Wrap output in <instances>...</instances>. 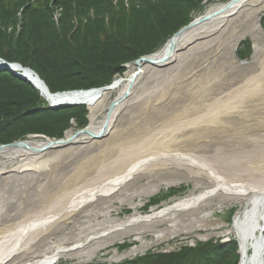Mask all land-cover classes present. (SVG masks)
I'll return each mask as SVG.
<instances>
[{
	"label": "bare ground",
	"instance_id": "obj_1",
	"mask_svg": "<svg viewBox=\"0 0 264 264\" xmlns=\"http://www.w3.org/2000/svg\"><path fill=\"white\" fill-rule=\"evenodd\" d=\"M263 14L264 0H237L229 6H211L183 33L173 51L162 48L150 57L155 62L142 61L140 74L132 84L130 81L135 72L130 70L102 91L56 96L40 86L43 96L54 105L86 102L91 111L88 129L94 133H98L104 124H96L95 118L113 92L119 90L117 97L120 101L111 115L108 130L98 138L99 145L91 148L93 151L97 149L92 163L93 167H98L97 179H88L84 176V167H78L84 163V158L88 159L89 146L94 142L87 134L72 137L73 130L67 132L65 142L43 153L32 150L45 145L34 138L28 140L31 149L7 147L0 152V264H60L62 259L68 258L87 263L102 248L126 240L139 242L123 254L115 251L110 259L116 260L135 256L184 230L196 234L192 238L207 239L214 234L211 230L207 232L212 227L210 217L215 211L236 204L240 208L233 224L216 235L233 233L238 237L241 264H264L260 237L264 232V164L239 165L241 153L251 154L253 149L232 141L225 144L228 159L237 163H233L234 167L238 166L234 173L246 176L245 180L239 179L235 183L225 179L232 173L225 171L218 161L213 162L204 154L194 155L186 147H177L186 140L188 120L185 117L164 115L162 126L151 135L127 107L133 103L132 98L141 84L160 72H170L195 56L204 53L217 56L226 52L229 54L227 61H232L236 68L234 54L241 40L248 36L255 44L253 59L237 63V66L238 69L252 70L264 51V33L258 24ZM165 56L168 58L163 60ZM25 74L36 80L35 74L28 71ZM129 87L130 92L125 95ZM255 89H264V79L255 83ZM243 97H250V94ZM228 108L226 105L220 112ZM249 110L243 109L241 115ZM157 117L160 120L161 117ZM145 121L149 123L147 119ZM126 128V131L130 128L134 131L131 136L125 135L128 138L125 141L118 136ZM195 141L198 142L195 146L200 149L202 141ZM80 144H84L81 155H76L77 152L62 156L71 150L76 152ZM154 144L163 146L154 148ZM61 160L67 162L66 167L61 168ZM49 161H54L55 167ZM229 169L233 172V168ZM143 176L148 180L138 182ZM211 179L212 186L198 192L193 189L185 196L165 203L161 210L154 208L150 215L138 211L146 199L162 188L188 181L198 186ZM116 201L127 203L134 213L114 215L113 211L119 208ZM199 229L206 233L200 234ZM145 234L152 235V240L146 239Z\"/></svg>",
	"mask_w": 264,
	"mask_h": 264
},
{
	"label": "trees",
	"instance_id": "obj_2",
	"mask_svg": "<svg viewBox=\"0 0 264 264\" xmlns=\"http://www.w3.org/2000/svg\"><path fill=\"white\" fill-rule=\"evenodd\" d=\"M0 0V57L34 69L52 92L110 84L125 64L159 49L204 7V0ZM61 10L56 26L53 12ZM23 10L17 37L18 14ZM15 28L7 32V28ZM264 27V16L262 17ZM252 42H242L238 57L249 59ZM85 105L51 108L28 81L0 69V144L31 133L60 138L73 126L88 124ZM188 187L171 188L150 205ZM147 205V208L150 206ZM236 208L227 214L231 220ZM129 212V210H127ZM120 249L130 247L126 242ZM237 240L199 242L170 253L152 251L109 264H238Z\"/></svg>",
	"mask_w": 264,
	"mask_h": 264
},
{
	"label": "rangeland",
	"instance_id": "obj_3",
	"mask_svg": "<svg viewBox=\"0 0 264 264\" xmlns=\"http://www.w3.org/2000/svg\"><path fill=\"white\" fill-rule=\"evenodd\" d=\"M116 1L117 0H115V2ZM218 4H222L221 0H210L205 6V9H203V11L196 16L205 13L211 6ZM18 17L19 20L21 17L23 18L22 10L21 13L19 12ZM0 26L2 28V22H0ZM14 28L15 26L13 25V27H9L6 30L7 32H12ZM227 57H229V54H226V52L221 54L218 53L217 56L214 54L204 53L203 55L187 59L170 72H160L164 75H159L160 79L156 78L155 80L150 81L147 84L146 89L143 91L142 89L144 87H140L138 91H142L143 96L138 98L137 101L133 100V103L127 107L134 116L139 118V121L144 124L143 127H145L146 131H148L151 135H153L154 131L160 129L159 127L162 126L161 122L169 114L170 115L168 117H171L172 115H178V118L180 119L185 117L188 120L184 136L186 140L184 143L178 144L177 147H186V149L191 150L194 155L204 154L207 155L213 162L218 161L225 171H230V173H232L231 175H227L225 179L235 182L239 179L240 181L245 180L246 176L234 173L238 166L234 167L233 163H237L230 161L226 155L228 149H225V144L228 142L232 141L234 144L238 143L241 147L249 145L253 149L251 154L246 153L248 156H246L245 152L241 153L239 165L246 167L247 165L251 166L253 164L256 166L258 163L264 164V89H255V83L264 79V51L252 70L236 69L233 66L232 61H227ZM250 61L251 59L244 62ZM130 66L132 70H138L137 67L133 65ZM221 66H223V68H221ZM246 93H249L250 97H243ZM118 94L119 90L113 92L107 99L105 108H103L95 118L96 124H102L104 122L108 107L111 101L116 98ZM226 105L229 106L227 109L228 111L225 110V113L220 112V110L222 111ZM246 108H249L250 110L246 114L241 115V111ZM158 115L161 117L159 118L160 120H157ZM164 115L166 117H164ZM220 115L222 116L219 117ZM219 118L221 121H219ZM145 119H147L149 123H146ZM208 119L211 121L208 122ZM207 123H210L209 126H206ZM228 129L231 132H228ZM72 130L73 133L76 132L75 127H73ZM126 130L127 128L124 129V131H122V133L118 136L119 138H123L125 141L128 140L125 135L129 134L131 136L134 128H130L129 131ZM157 139L159 138L157 137ZM36 140L41 141L40 138ZM148 140H151V138ZM195 140L202 141L200 149L197 148L198 146H195L198 143ZM92 141L94 143L89 146L90 154L88 159L84 158L82 160L84 163L78 167H84V176L88 179H97L95 172L98 170V167H93L92 164L95 161L94 158L96 157H94V154H96L97 149L93 151L91 148L93 149L94 147H97L100 139H92ZM155 143H157V140ZM255 144H257L256 147ZM82 145L84 144H80L78 146L79 149L82 148ZM153 146L156 148L162 147L163 145L154 144ZM83 149L76 152L71 150L70 152L62 154V156L66 157L70 153L76 154L77 152L79 153L76 155H81L83 153ZM53 162L49 161L50 165L52 164V166L55 167ZM60 164H62L61 168L67 166V162L64 160H61ZM229 168H233V172ZM8 171H10V169ZM49 177L50 176H48V178ZM147 180V177L143 176L138 179V182H145ZM182 185H186L188 187L187 190L178 194L179 196L168 199L166 202H171L174 199L185 196L193 189H197L198 192L199 190L205 189L207 186L210 187L213 185V180H208L205 184L200 183L198 186H196L192 181L183 182L180 186ZM180 186L173 185L169 189L162 188L159 194L167 192L171 188H178ZM56 188L57 186H55V189ZM152 197L146 199L145 203L138 208V211H140L143 215L150 214L152 212L153 208H147V205H150L149 201H151L150 199ZM116 205L119 208L117 211H113L114 215H117L118 213L120 216H125L127 214L126 210L129 209L128 204L116 201ZM233 207L240 206L236 204L222 211H215L212 217H210V226L212 227L208 228L207 232L208 230H211L214 234H211L209 239L214 240L217 237L219 239L227 237L235 239V235L233 233L216 235L231 226V224L227 225V214H229ZM159 208H162V206L160 205ZM130 210L133 211V209ZM194 231L195 230L192 232ZM188 232L190 231L184 230L182 233H178L179 235L176 234L177 236L172 235V237L174 236L173 238L170 237L171 239L168 238V240H162L161 242L152 245L148 250L124 259L135 258L138 255L150 250H152V252H158L165 251L166 249H176V242L180 241L181 237H186L188 239L183 240L186 244L191 240L192 236L196 235L193 233L189 234ZM197 232L202 234L206 233L203 229H199ZM145 235L146 239L152 240V235ZM131 243L138 244L139 242L132 240ZM118 245L120 244L116 243L106 248H102L98 251V254H96V257H94L91 262L78 263L76 259L68 258L62 259L60 264H105L111 261L109 258L114 254V249H117L119 254L120 252L123 254L124 250L128 251L127 249L129 247L120 249ZM132 247L133 246H131V248Z\"/></svg>",
	"mask_w": 264,
	"mask_h": 264
},
{
	"label": "water",
	"instance_id": "obj_4",
	"mask_svg": "<svg viewBox=\"0 0 264 264\" xmlns=\"http://www.w3.org/2000/svg\"><path fill=\"white\" fill-rule=\"evenodd\" d=\"M235 1H237V0H230L229 2L226 3V6L231 5V4L234 3ZM195 23H196V20L193 21V22H191L189 25L183 27L182 29H180L176 34H174V35H173V36L167 41V43L165 44L164 48H167V49H169L170 51H173V50L176 48V46H177V44H178V40H179L180 37L183 35V33H184L186 30L190 29L193 25H195ZM258 24H259V26H260L262 32L264 33V29L262 28L260 22H259ZM251 39H252V37H251ZM254 52H255V45H254V43H253V53H252V55H251V59H253ZM234 56H235V55H234ZM150 57H151V55L141 57V58L135 60L133 64H134L135 66L140 67L142 61H145V62H155V61H153ZM235 57H236V56H235ZM167 58H168V56H165V57L163 58V60H164V59H167ZM2 65H4L5 67H10V66H9L8 64H6V63H2ZM236 68H238L237 65H236ZM25 70H26V71H29V72H31V73H34V74L36 75V76H35V78H36V80H37L36 82H37V83L39 82L41 85H43V86L46 88V90L49 92L50 95H56V96H57V95H62V94H63V93L52 94V93L49 91L48 86L45 84V82H44L43 80H41L40 77H39V76H38L33 70H31V69H29V68H25ZM240 70H245V68L240 69ZM140 71H141V70L139 69V70L133 75L132 81H130L131 84L133 83V79H135L136 76H138V75L140 74ZM161 74H162V73H160V75H161ZM157 77H159L158 74H157L153 79H149L148 82H145L144 84H141L140 87H142V88L144 87L143 90L146 89L147 84H148L150 81L155 80ZM109 87H110V86L102 87V88H100V91L105 90V89H107V88H109ZM140 87H139V88H140ZM139 88H138V89H139ZM138 89H137V91L135 92V95H134V97L132 98V101H133V100H136V101H137L138 98H141V97L143 96V95H142V91H143V90L139 92ZM146 91H147V90H146ZM146 91H145V94H146ZM129 92H130V87H129V89L127 90V92L125 93V95H128ZM119 101H120V99H119L118 97H116V98L110 103V105H109V107H108V111H107L106 116H105L104 124H103L102 128L100 129V131H99L98 133H94V132L90 131L88 128H85V129L78 130L77 132H75V134H74L72 137H76V136H78V135L87 134V135H89V136L91 137L90 139H98V138H100L101 136H103V135L106 133V131L108 130V126H109V123H110L111 115H112L113 111L115 110V108H116L117 104L119 103ZM78 103H83V102H66V103H64V105H73V104H78ZM131 104H132V102H131L129 105H131ZM158 116H159V115H158ZM66 140H67V139H66ZM66 140H65V141H66ZM65 141L62 140V139H61V140H56V139H53V140H47V141L45 142V145H42V146H40V147H38V148H36V149H32V150H34L35 152H38V153H43L45 150L51 148L52 146H55V145H57V144H62V143L65 142ZM7 147H19V148H28V149H31L30 145L28 144V141L19 140V141H15V142H13V143H11V144L0 145V152H1L4 148H7ZM83 148H84V147H82L81 149H79V147H77L76 150H77V151H81ZM74 151H75V150H74ZM42 158L45 159V157H41V159H42ZM39 179H43V178L40 177ZM236 214H237V211H236ZM260 237H261V248L263 249V253H264V233H263V232H262V234H261ZM238 241H239V240H238ZM239 244H240V242H239ZM241 261H242V258H241V260H240V264H241Z\"/></svg>",
	"mask_w": 264,
	"mask_h": 264
}]
</instances>
